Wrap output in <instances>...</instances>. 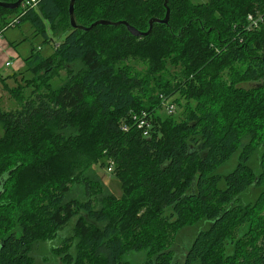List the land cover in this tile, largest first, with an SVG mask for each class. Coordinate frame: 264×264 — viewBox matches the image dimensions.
Instances as JSON below:
<instances>
[{
    "label": "trees",
    "instance_id": "1",
    "mask_svg": "<svg viewBox=\"0 0 264 264\" xmlns=\"http://www.w3.org/2000/svg\"><path fill=\"white\" fill-rule=\"evenodd\" d=\"M70 1L0 7V33L30 20L54 47L24 58L23 70L38 62L39 81L26 96L10 90L17 109L0 108V264H264V0H75L78 24L126 20L142 31L169 7V22L142 36L123 24L75 29ZM131 60L148 64L145 76L131 74ZM176 93L188 110L180 122L156 113ZM143 111L150 137L133 119ZM98 158L114 163L123 195L89 180L72 196L74 172ZM252 187L259 194L245 202ZM200 222L179 258L182 230ZM58 238L54 255L39 254ZM134 250L148 257L126 261Z\"/></svg>",
    "mask_w": 264,
    "mask_h": 264
},
{
    "label": "rangeland",
    "instance_id": "2",
    "mask_svg": "<svg viewBox=\"0 0 264 264\" xmlns=\"http://www.w3.org/2000/svg\"><path fill=\"white\" fill-rule=\"evenodd\" d=\"M254 20L258 21L263 13L260 11H256L255 13H251ZM49 34L51 37H54L53 32L51 29H48L46 26ZM6 37L13 40L14 47L19 52V55L22 58H26L30 55L33 48L35 50H39L41 55L47 56L50 53L54 51V47L52 46L51 42L45 40V37L41 33H37L35 27L31 23L30 20H25L20 25H17L16 27H11L8 30L4 31L3 33ZM20 39V40H16ZM23 39V40H22ZM11 61H14V59H11ZM128 66V70L131 72L132 75L139 74L140 76H145L148 70V64L145 63V61H135L131 60L126 63ZM38 62H34L31 65L27 64L26 70L19 71L18 69H15L16 66H5L3 69L0 70V108L6 109V110H14L18 108V102L16 98L11 93V89H18L21 91L22 94L25 96L34 88V83L38 82L37 74L34 71L33 66H37ZM171 70H174V67L172 65L170 66ZM175 73H180V70H176ZM67 77V71L62 70L60 73V76L58 78L53 79L52 85L58 86L62 80H64ZM152 83V84H151ZM253 83H243L242 85L245 87L251 86ZM151 85V86H150ZM150 88L155 87L154 82H149ZM160 93V90H157L155 92V97ZM167 97V96H166ZM180 93L174 94V96L164 98L166 102H163L158 110H156V113L163 119L167 117H171L176 122H180L184 120L187 116V103L186 99L180 98ZM173 98H178L181 101H179V105L172 102ZM165 103H172L175 105V111L173 113H169L166 109ZM3 133L2 126L0 125V136ZM246 140V139H245ZM238 155L239 152L234 154L227 162H225L223 165H221L217 171L221 174H226L233 170L238 162ZM251 165L255 168V170L258 167V159L257 156L253 157L251 161ZM74 182L72 184V192L71 195H75L78 197H84L85 194V184L89 180L98 181V187L100 189L101 194L104 193H113L118 197H121L123 195L122 186L120 179L113 174L112 171L109 170V162L106 161L102 163L101 159H95L86 166L80 167L76 172H74ZM94 183V182H93ZM95 188V187H94ZM96 189L95 190H99ZM259 194V189L256 187L250 188L247 192H245L242 197L244 198L245 202L254 201L256 197ZM75 219L71 221L67 229L62 231L60 233V236L65 238V236H71L72 235V228L74 226ZM206 224H203V222L190 225L185 227L182 230V239L180 240L179 246L178 242L176 244V252L178 253V257L182 258L184 254L186 253L188 247L190 246L191 242L194 240L197 232L201 228H206ZM59 242L58 239H53L51 242H46L42 245V249L40 250L39 254H44L45 257L48 259L50 256L54 255L53 252L50 253L51 247L54 245H57ZM148 251L142 250V251H130L128 252L124 259L126 261H130V263L133 262H142L144 259L148 257ZM57 262V263H56ZM60 261H52L50 264H61Z\"/></svg>",
    "mask_w": 264,
    "mask_h": 264
},
{
    "label": "water",
    "instance_id": "3",
    "mask_svg": "<svg viewBox=\"0 0 264 264\" xmlns=\"http://www.w3.org/2000/svg\"><path fill=\"white\" fill-rule=\"evenodd\" d=\"M22 1L23 0H16V1L10 2V1H5V0H0V7L9 8V9H18ZM170 13H171V9L167 7V13L164 18H156V17L152 18L150 20L149 29L147 31H142L136 28L135 26H133L132 24H130L126 20L112 21L108 19H99V20H96L94 23H92L90 26L78 24L75 18V0H71L70 5H69L70 24L75 29H81V30L88 31V30H91L94 26L99 25V24L113 25V26L123 24L127 27L128 31H130L134 36H142V35L149 34L155 22L168 23L170 19Z\"/></svg>",
    "mask_w": 264,
    "mask_h": 264
},
{
    "label": "built area",
    "instance_id": "4",
    "mask_svg": "<svg viewBox=\"0 0 264 264\" xmlns=\"http://www.w3.org/2000/svg\"><path fill=\"white\" fill-rule=\"evenodd\" d=\"M38 0H23L20 7L22 9H25L27 7H29L30 5H36ZM249 19L254 21L252 15H249ZM19 20L17 19L15 20L13 26L15 27V25L17 26L19 24ZM11 60L6 62V66H10L11 65ZM163 102H166V100L163 99ZM162 102V103H163ZM166 106V109L169 113H173L175 111V105L172 103H165L164 104ZM133 119L135 120V124L137 126V128L139 130H141L142 134L144 137H150L151 133H152V121L150 119V114L147 111H143L142 114L140 115H134ZM125 130H127V127H124ZM109 170L110 171H114V163L110 162L109 164Z\"/></svg>",
    "mask_w": 264,
    "mask_h": 264
},
{
    "label": "crops",
    "instance_id": "5",
    "mask_svg": "<svg viewBox=\"0 0 264 264\" xmlns=\"http://www.w3.org/2000/svg\"><path fill=\"white\" fill-rule=\"evenodd\" d=\"M47 27L49 28V25H47ZM13 44V40L6 37L5 34H0V70L3 69L6 66V62L11 59H14V61H11L12 63L10 66H16L15 69L21 71L26 67L24 58L19 55V52H17Z\"/></svg>",
    "mask_w": 264,
    "mask_h": 264
},
{
    "label": "flooded vegetation",
    "instance_id": "6",
    "mask_svg": "<svg viewBox=\"0 0 264 264\" xmlns=\"http://www.w3.org/2000/svg\"><path fill=\"white\" fill-rule=\"evenodd\" d=\"M243 194H244V193H243ZM243 194H242V195H243ZM242 195H241V198L244 199V198L242 197Z\"/></svg>",
    "mask_w": 264,
    "mask_h": 264
}]
</instances>
